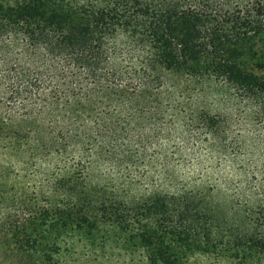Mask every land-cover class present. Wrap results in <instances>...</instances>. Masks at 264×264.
Instances as JSON below:
<instances>
[{
  "label": "trees",
  "instance_id": "1",
  "mask_svg": "<svg viewBox=\"0 0 264 264\" xmlns=\"http://www.w3.org/2000/svg\"><path fill=\"white\" fill-rule=\"evenodd\" d=\"M77 245L264 264V0H0V264Z\"/></svg>",
  "mask_w": 264,
  "mask_h": 264
},
{
  "label": "rangeland",
  "instance_id": "2",
  "mask_svg": "<svg viewBox=\"0 0 264 264\" xmlns=\"http://www.w3.org/2000/svg\"><path fill=\"white\" fill-rule=\"evenodd\" d=\"M186 168L184 171L195 170V167H191L189 163H186ZM103 167L100 169L102 170ZM99 169V170H100ZM183 169V168H182ZM227 170L215 172L211 175V179H218L217 188L221 191H225L226 187L222 182L223 177H225ZM122 253L118 250L110 247H106L104 251L98 249L84 248L82 245H77L75 251H70V253L65 257V264H144L138 254L133 256H122ZM194 264H232L225 263L221 261H215L213 257H207L202 255H195L192 259Z\"/></svg>",
  "mask_w": 264,
  "mask_h": 264
}]
</instances>
